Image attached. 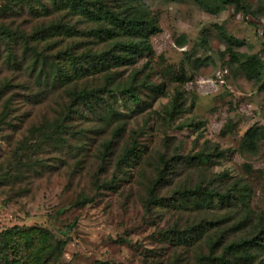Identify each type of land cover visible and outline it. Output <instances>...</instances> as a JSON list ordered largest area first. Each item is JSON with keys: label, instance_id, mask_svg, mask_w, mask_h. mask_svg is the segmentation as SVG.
Wrapping results in <instances>:
<instances>
[{"label": "rangeland", "instance_id": "obj_1", "mask_svg": "<svg viewBox=\"0 0 264 264\" xmlns=\"http://www.w3.org/2000/svg\"><path fill=\"white\" fill-rule=\"evenodd\" d=\"M242 2L250 14L140 0L158 29L152 55L132 65L84 62L79 74L71 55H100L113 43L90 33L97 21L68 0H0V26L20 38L8 48L17 64L6 63L10 52L0 46V90L9 86L0 96V177L8 175L0 233L48 230L67 243L54 264H264V144L255 154L242 147L247 130L264 127V73L260 84L247 82L217 29L243 42L235 52L264 62V0ZM35 55L48 75L53 65L63 70L53 85L30 72ZM83 89L103 90L102 101L73 110L66 144L30 136L65 118L72 92ZM23 142L22 168L11 171ZM30 162L39 165L26 169ZM83 198L91 202L79 205ZM244 239L258 244L226 255Z\"/></svg>", "mask_w": 264, "mask_h": 264}, {"label": "trees", "instance_id": "obj_2", "mask_svg": "<svg viewBox=\"0 0 264 264\" xmlns=\"http://www.w3.org/2000/svg\"><path fill=\"white\" fill-rule=\"evenodd\" d=\"M17 2L29 0H15ZM55 1V0H52ZM73 6L79 7L88 17L97 21L99 26L91 29L90 33L98 38L105 40H112L113 43L108 51L102 52L100 55H92L87 53L83 56H70L71 70L73 72L84 73V62H88L91 66L96 67L103 64L118 65H132L136 58L140 55H152V49L149 45V38L158 32L154 25V19L149 17L148 13H142L139 10L140 0H118L117 7L108 5V0H94L91 2L87 0H68ZM111 2L117 0H110ZM198 7L206 14L218 15L224 7L232 6L235 13L250 14V7L243 3L242 0H194ZM5 7H0V16L5 13ZM220 33V38L225 44V53L229 56L232 63L237 65L238 71L243 78L253 84H260L264 73V62L258 55H245L235 52L243 46V42L228 36L221 28H217ZM120 36L125 38V41H115ZM17 34L11 29L0 26V46L7 49L9 45L19 40ZM9 50V49H8ZM9 55L6 57V63L17 64V59L13 55L12 50H9ZM25 56V53L24 55ZM23 60V59H22ZM44 59L39 55H35L31 64L30 72L37 75V79L42 78L43 81L51 82L57 79L62 74V69L58 65L52 66L50 75L43 70ZM41 64V65H40ZM52 65V64H51ZM57 69V71H55ZM88 70V69H87ZM52 78V79H51ZM179 82H185L184 77L178 78ZM9 89L5 85L0 90V96L4 91ZM264 91V85L260 87ZM103 90L87 91L85 89L79 92H72L73 102L66 111V117L53 120L45 126L33 128L30 131V136H37L42 141L48 144H66V136H69V126L72 116L77 115V107L81 104L98 105L102 99L101 94ZM135 102L138 99L132 95L130 90H126ZM43 142V143H44ZM260 143L264 144V127H252L244 134L242 138V147L248 152L255 154ZM112 143H106L103 149L106 153L111 150ZM136 146L134 142L124 152L125 158L130 157ZM27 149V143L23 142L18 145L14 152L15 162L9 166L11 171L19 170L22 164L21 157ZM196 159L203 160L206 157L203 154L195 155ZM206 159H209L207 156ZM39 163L30 162L25 166L26 169L32 170ZM22 168V167H20ZM8 175H1L0 187L8 186L6 179ZM18 176L13 180L17 182ZM210 197L218 198L215 191L209 193ZM91 201L88 198L80 200L79 205L88 204ZM66 241L56 239L46 229H26L20 227H13L0 233V264H54L61 257L63 249L66 246ZM258 243L256 239L242 240L238 243H232L226 248L227 254H235L238 252H246L256 246ZM105 264V263H96Z\"/></svg>", "mask_w": 264, "mask_h": 264}]
</instances>
